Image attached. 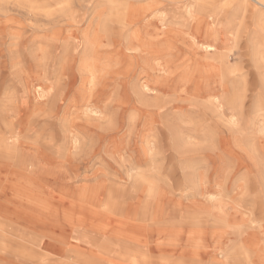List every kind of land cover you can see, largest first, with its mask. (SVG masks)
Listing matches in <instances>:
<instances>
[{
  "label": "rangeland",
  "instance_id": "1",
  "mask_svg": "<svg viewBox=\"0 0 264 264\" xmlns=\"http://www.w3.org/2000/svg\"><path fill=\"white\" fill-rule=\"evenodd\" d=\"M40 1L46 9L29 0H0V134L16 131L24 150L40 163L39 178L60 165L55 156L41 155L39 148L45 145L62 144L77 171L89 177L106 173L127 180L139 156L137 142L154 144L153 179L166 184L174 179L176 186L169 190L181 205L205 201L212 206L210 219L223 227L218 242L206 238L200 258L246 264V256L259 255L264 264V93L262 71L245 45L259 34L264 52V32L255 24L256 2L247 0L249 8L235 12L237 0L203 1L205 20L218 16L225 24L231 21L225 45L221 34L208 35L205 22L187 12L193 0ZM134 29L150 48H140L132 40ZM214 39L230 73L221 85L194 90L189 72L196 64L189 56ZM165 60L172 63L175 75L154 93L149 84L163 74ZM144 85L150 87L141 91ZM196 85L200 86L197 81ZM87 106L98 112H88ZM172 115L177 126L185 120L189 126V132L176 133L183 149L171 148L173 137L163 120ZM75 132L84 137L78 146L71 140ZM186 172L203 196L194 191L178 196L185 188ZM4 198L0 197L3 221L10 223L17 211L23 219L15 220L25 239L2 247L0 264H48L42 257L41 235L53 229L43 227L49 214L35 203L18 205ZM152 231L146 235L127 225L121 238L133 253L135 244L145 252L144 241L153 239ZM47 246L52 264H109L107 255L116 257L108 249H94L92 256L91 245L86 255L68 251V243L59 252L52 243ZM174 249L166 251L171 261L191 264L190 254L185 258ZM233 250L235 258L226 259ZM141 262L162 263L149 252Z\"/></svg>",
  "mask_w": 264,
  "mask_h": 264
},
{
  "label": "bare ground",
  "instance_id": "2",
  "mask_svg": "<svg viewBox=\"0 0 264 264\" xmlns=\"http://www.w3.org/2000/svg\"><path fill=\"white\" fill-rule=\"evenodd\" d=\"M29 1L32 5L38 4L42 9L45 8L41 5L43 1ZM203 1L206 0H193L187 5V12L192 14V17H199L200 21L205 22L204 32L208 35L210 32L212 36L217 32L218 35L221 34L222 42L226 45L228 42L227 28L231 21L225 24L222 20L220 21L218 16H215L211 21L205 20V15H203L205 13L201 12ZM253 1L259 6L255 9L256 27L264 32V0ZM56 4L61 6V12L65 14L66 10L63 9L62 4L59 2ZM126 5L132 10L131 4ZM249 6L247 0H237L234 11L247 9ZM137 15L141 14L137 13ZM137 15L134 16V19L138 18ZM120 21L123 26H126L127 23L123 19ZM258 35L249 37L245 45L248 48L251 47L254 57L257 59V68L262 71L260 85L261 91L264 93V52L260 51L262 39ZM131 37L133 41L139 42L140 46L138 47L150 48V46L148 47L149 41H141L137 29H134ZM215 45L214 39L211 44H202L204 48L202 52H197L194 48L189 56V60H193L196 64L193 71L189 72L190 79L193 78L195 81L193 83L195 84L194 90L209 89L211 86L221 85L224 77L230 73V70L225 66L226 55L220 50H216ZM157 51L161 52L160 49ZM161 67H163V74L156 75L149 84L152 86L150 89L155 91L154 93L162 91L165 79L175 75L173 65L169 60L162 62ZM196 81L200 86L196 85ZM148 86H141V91L147 89ZM86 110L90 113L98 112L90 106H87ZM163 121L173 137V147L171 148L183 149L181 147L183 144L179 143V136L176 133L190 131L187 120L182 126L176 125L177 118L174 115ZM63 132L65 133V131ZM9 134L10 136L0 134V197L6 196L5 200L18 205H27L28 201V203H35L41 211L49 214L48 221L44 222L43 227H52L53 229H44L41 235L44 241L42 257L46 263L52 264L48 258L50 249L47 245L52 243L54 249L59 252L62 250L63 244L68 243L67 250L74 249L79 254H85L86 247L91 245L92 256L94 249H108L110 254L116 255V257L107 255L106 260H109L110 263L115 262V264H143L141 259L146 252H149L153 258H160L161 264H185L169 259L170 255L166 251L168 248L174 247V250H180L184 257L190 254L191 264H220L216 261H203L200 258V249L206 247L208 239H212L214 243L218 242L223 231L220 223L210 219L212 206L200 200L181 205V202L175 199L176 196L169 190L171 185L176 186L174 179L172 180L174 184L159 183L153 179L150 159L151 150L155 148L154 144L147 146L142 140L137 142L139 156L134 160L131 170L127 173V180L122 176L112 177L106 173L89 177L87 174L77 171V165L70 159V154L62 144L51 146L53 148L42 145L43 148H39L41 155H48L50 158L55 156L60 165L58 168H53L51 172H43L42 178H39L36 175L41 168L39 161L24 150L22 140L16 131L13 130ZM10 139L11 141H9ZM82 139L84 137L76 132L71 136L74 146H78L77 144ZM115 145L118 147L119 143ZM50 149H52L51 152ZM190 175L192 174L185 173V188L180 190L179 197L193 191L202 195L199 192L202 188L194 185ZM219 209L221 210L220 207ZM2 212L3 210L0 209V249L16 243L17 239L18 241L25 239L19 228V221L23 218L17 211L13 212L9 223L3 221ZM49 217H52L53 220L49 221ZM183 222L186 223V227L183 226ZM56 225L58 226L57 230L54 229ZM127 225L137 227L140 232H146V235H150L148 232L150 229L153 230L151 232L153 239L149 243L144 241L147 247L145 252L139 248L140 245L135 244L133 253L129 242L121 238L123 228ZM235 256L236 253L233 250L230 254H225L224 257L227 259L235 258ZM262 261L263 259L259 255L254 258L246 256V264H262ZM96 264L100 263L96 262Z\"/></svg>",
  "mask_w": 264,
  "mask_h": 264
}]
</instances>
